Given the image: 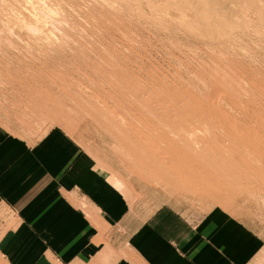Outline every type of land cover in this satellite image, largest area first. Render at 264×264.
Returning <instances> with one entry per match:
<instances>
[{
    "label": "rangeland",
    "instance_id": "obj_1",
    "mask_svg": "<svg viewBox=\"0 0 264 264\" xmlns=\"http://www.w3.org/2000/svg\"><path fill=\"white\" fill-rule=\"evenodd\" d=\"M51 126L130 201L240 219L264 264V0H0V128Z\"/></svg>",
    "mask_w": 264,
    "mask_h": 264
},
{
    "label": "crops",
    "instance_id": "obj_2",
    "mask_svg": "<svg viewBox=\"0 0 264 264\" xmlns=\"http://www.w3.org/2000/svg\"><path fill=\"white\" fill-rule=\"evenodd\" d=\"M260 246L219 208L194 221L130 201L58 127L30 139L0 128V264H247Z\"/></svg>",
    "mask_w": 264,
    "mask_h": 264
},
{
    "label": "bare ground",
    "instance_id": "obj_3",
    "mask_svg": "<svg viewBox=\"0 0 264 264\" xmlns=\"http://www.w3.org/2000/svg\"><path fill=\"white\" fill-rule=\"evenodd\" d=\"M152 2H153V1H152ZM169 4H170V3H169ZM40 7H41V6H40ZM175 7H176V6H175ZM40 9H41V8H40ZM50 9H51V8H50ZM38 10H39V9H38ZM41 11H42V9H41ZM54 11H55V10H54ZM36 13H37V12H36ZM37 15H38V14H37ZM34 17H35V16H34ZM35 19H38V18L35 17ZM187 20H188V19H187ZM186 86H187V85H186ZM107 113H108V112H107ZM114 117H115V116H114ZM120 122H121V121H120ZM204 127H205V126H204ZM144 128H145V127H144ZM156 131H157V130H156ZM209 132H210V131H209ZM132 133H133V132H132ZM134 133H135V132H134ZM206 133H207V132H206ZM210 133H211V132H210ZM122 134H123V133H122ZM141 134H142V133H141ZM209 135H210V134H209ZM128 136H129V135H128ZM138 136H139V135H138ZM156 136H157V135H156ZM210 136H211V135H210ZM211 137H212V136H211ZM137 138H138V137H137ZM177 138H178V137H177ZM184 138H185V137H184ZM139 140H140V139H139ZM142 140H143V139H142ZM193 140H194V139H193ZM211 140H212V139H211ZM137 141H138V140H137ZM142 142H143V141H142ZM192 142H193V144H194V143H196V140H194V141H192ZM197 142H198V141H197ZM187 143H188V142H187ZM188 144H189V147H190V143H188ZM188 144H187V147H188ZM191 144H192V143H191ZM195 145H196V144H195ZM195 145H194V146H195ZM163 146H164V145H163ZM195 147H196V146H195ZM143 148H144V147H143ZM191 148L193 149L194 147H191ZM198 148H199V147H198ZM187 149H188V148H187ZM187 149H186V150H187ZM194 149H195V148H194ZM194 149H193V150H194ZM196 149H197V147H196ZM220 150H221V149H220ZM142 151H143V149H142ZM142 151H141V152H142ZM185 152H186V151H185ZM190 152H191V151H190ZM193 152H194V151H193ZM193 152H192V153H193ZM195 152L198 153L199 151H198V152L195 151ZM192 153H191V154H192ZM200 153H201V152H199L198 154H200ZM223 153H225V152H223ZM183 154H184V153H183ZM185 154H186V153H185ZM214 154H215V153H214ZM216 154H217V153H216ZM221 154H222V153H221ZM151 155H152V154H151ZM153 155H154V154H153ZM194 155H195V154H194ZM194 155H193L192 157H194ZM200 155H201V154H200ZM200 155H199V156H200ZM207 155H208V154H207ZM207 155H206V156H207ZM183 156H184V155H183ZM185 156H186V155H185ZM185 156H184L183 158H184V159H187V157L185 158ZM188 156H189V153H188ZM217 156H218V155H217ZM227 156H228V155H227ZM201 157H202V156H201ZM203 157H204V156H203ZM230 157H232V156H230ZM188 158H189V157H188ZM221 158H222V157H221ZM226 158H227V157H226ZM189 159H190V158H189ZM189 159H187V161H188ZM190 160H191V159H190ZM192 160H193V159H192ZM219 160H221V159H219ZM187 161H186V162H187ZM196 161H197V160H196ZM177 162H179V161L177 160ZM189 162H190V161H189ZM222 162H223V161H222ZM183 163H184V162H183ZM186 164H187V163H186ZM191 165H193V163H192ZM191 165H190V166H191ZM196 166H197V165H196ZM196 166H194V167H196ZM174 168H175V167H174ZM183 168H184V167H183ZM202 168H203V167H202ZM205 168H206V167H205ZM197 169H198V168H197ZM166 171H167V170H166ZM198 171H199V170H198ZM200 171H201V170H200ZM203 171H205V170L203 169ZM174 172H175V171H174ZM178 173H180V172H178ZM259 198H260V197H259Z\"/></svg>",
    "mask_w": 264,
    "mask_h": 264
}]
</instances>
